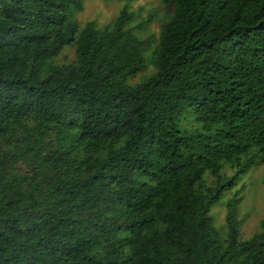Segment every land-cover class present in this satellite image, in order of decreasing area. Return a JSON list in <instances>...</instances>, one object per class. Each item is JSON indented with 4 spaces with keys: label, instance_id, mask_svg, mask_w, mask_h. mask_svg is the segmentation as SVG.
I'll list each match as a JSON object with an SVG mask.
<instances>
[{
    "label": "trees",
    "instance_id": "16d2710c",
    "mask_svg": "<svg viewBox=\"0 0 264 264\" xmlns=\"http://www.w3.org/2000/svg\"><path fill=\"white\" fill-rule=\"evenodd\" d=\"M124 1L0 0V264H264L238 190L210 213L264 162V0H160L156 36Z\"/></svg>",
    "mask_w": 264,
    "mask_h": 264
},
{
    "label": "rangeland",
    "instance_id": "374dc122",
    "mask_svg": "<svg viewBox=\"0 0 264 264\" xmlns=\"http://www.w3.org/2000/svg\"><path fill=\"white\" fill-rule=\"evenodd\" d=\"M124 2V0H82L80 8L73 11L72 16L76 18L80 25L86 20H93L95 25L100 27L113 19ZM128 9L132 10L137 18L144 16L150 10H154L152 20L137 34L143 36L150 33L156 36L159 23L166 11L160 0H131L128 2ZM150 54L151 48L145 51V69L132 77V80H137L152 71ZM73 57V47L64 45L54 57V60L63 62L69 61ZM231 173V168L224 165L220 175L223 177ZM205 178H207L208 183H211L208 181L207 175ZM235 190H238L240 195V199L236 204V218L241 220L238 225V238L244 239L252 232L259 230V220L264 219V162L253 164L244 173L240 174L236 183L222 190L217 202L210 207L213 225L221 235L224 234L225 203Z\"/></svg>",
    "mask_w": 264,
    "mask_h": 264
}]
</instances>
